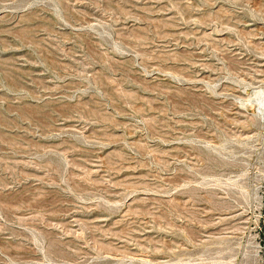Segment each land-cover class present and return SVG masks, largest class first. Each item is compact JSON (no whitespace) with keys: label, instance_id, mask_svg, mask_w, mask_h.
Masks as SVG:
<instances>
[{"label":"rangeland","instance_id":"374dc122","mask_svg":"<svg viewBox=\"0 0 264 264\" xmlns=\"http://www.w3.org/2000/svg\"><path fill=\"white\" fill-rule=\"evenodd\" d=\"M263 92L264 0H0V264H264Z\"/></svg>","mask_w":264,"mask_h":264},{"label":"bare ground","instance_id":"6f19581e","mask_svg":"<svg viewBox=\"0 0 264 264\" xmlns=\"http://www.w3.org/2000/svg\"><path fill=\"white\" fill-rule=\"evenodd\" d=\"M264 93V92H263ZM263 97H264V95H263ZM261 98V97H260ZM262 103H263V101H262Z\"/></svg>","mask_w":264,"mask_h":264}]
</instances>
